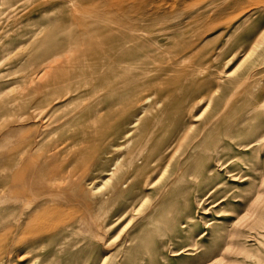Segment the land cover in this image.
<instances>
[{
	"label": "rangeland",
	"instance_id": "374dc122",
	"mask_svg": "<svg viewBox=\"0 0 264 264\" xmlns=\"http://www.w3.org/2000/svg\"><path fill=\"white\" fill-rule=\"evenodd\" d=\"M262 35L264 0H0V264H264Z\"/></svg>",
	"mask_w": 264,
	"mask_h": 264
},
{
	"label": "bare ground",
	"instance_id": "6f19581e",
	"mask_svg": "<svg viewBox=\"0 0 264 264\" xmlns=\"http://www.w3.org/2000/svg\"><path fill=\"white\" fill-rule=\"evenodd\" d=\"M264 39V35L261 36L260 38V42L259 43H255L253 49L247 53V57L250 56L252 54L253 51H255L258 47H260L259 44H261V42L263 41ZM1 41V40H0ZM1 46V45H0ZM61 54V50L60 49H53V52L52 51H49V54L46 56V62L44 63V67H47L48 69L51 67V65L53 63H62L63 61L62 60H59L58 58L55 59L54 55H59ZM28 56V52L26 53V57ZM25 57V55H24ZM23 57V59H25ZM246 57V58H247ZM236 69H239V68H236ZM236 69L235 70H232L234 71L233 73L235 74L236 72ZM232 73V72H231ZM230 73V75H231ZM229 74V73H228ZM248 76V73L245 75V77ZM242 84V83H241ZM31 116L28 117V116H20L19 117V120L20 122L23 121L24 119L27 118H41V115H42V112H38L37 113V108L34 107V109L32 108L31 110ZM38 135H41L40 133H37L35 135L34 138H36ZM264 138V137H263ZM242 148V147H241ZM30 154H28V158H29ZM27 158V159H28ZM132 159V158H131ZM128 161V160H127ZM131 161V160H130ZM129 161V162H130ZM167 167V166H166ZM29 169V161L25 162V164L23 165L22 167V170H21V175L23 177V181L24 183H26L28 185L29 188L27 189H23L21 191H15L13 189L12 193L9 194L8 193V198H5L3 201L5 202V204H8L6 206L5 209H2V210H7L9 209L10 210V213H9V217L12 218V222H11V230L14 229V231H18L19 232V236L23 235L25 236L26 238H23L24 240H26V242H28V240H32V238L36 237L37 235H40L41 232H45V230H47L48 226H50V224L52 223H47L48 222V218H44L42 216V214H40L43 210L45 209H42V204H43V201L44 199H47V198H44L42 199L41 198V195L44 194L45 191H47L48 189H50V186L47 185L45 186L44 184H41V183H35L33 181H27L26 178H27V171ZM20 171V170H19ZM60 171L59 170H56L54 173H51V176L49 177V179H52V177L55 175H59ZM114 173V172H113ZM111 174V173H110ZM115 174V173H114ZM20 175V176H21ZM60 175H62L60 173ZM13 176V175H12ZM15 176V174H14ZM63 176V175H62ZM111 176V175H110ZM70 174H68L67 176H63V179H70ZM17 180L14 179L13 177H11L10 179V184L7 188H3V190L1 191L0 195H3L5 196V193L7 194L6 191L10 190L11 186L13 184H15L14 182ZM65 180V181H66ZM71 182L69 186V188H71L72 186H74L75 184L78 185V183L76 182V180L72 179V180H69ZM64 182V181H63ZM108 182V179H106L105 181H103V184L102 185H105L107 184ZM23 183V182H22ZM54 185V183H52ZM57 184V183H56ZM25 185V184H24ZM75 185V186H76ZM101 185V186H102ZM100 186V187H101ZM25 187V186H24ZM52 187V186H51ZM56 187V186H55ZM62 187H63V184H62ZM100 187H97V189H95V192L100 188ZM53 188V187H52ZM58 187H56L57 189ZM60 188V186H59ZM67 188V189H69ZM77 188V187H76ZM63 190V189H62ZM49 191V190H48ZM65 193V192H64ZM39 198V199H37ZM52 200V199H51ZM8 201V203L6 202ZM47 201V200H46ZM203 201V200H202ZM262 204H260L261 207H264V199H261L260 200ZM52 202V201H51ZM2 203V202H1ZM50 203V202H49ZM48 203V204H49ZM252 203V202H251ZM250 203V204H251ZM3 204V205H5ZM58 207V206H57ZM250 207V205H249ZM63 208V207H62ZM54 209V207H53ZM61 209V207H60ZM59 209V210H60ZM58 208H57V211H59ZM65 211V209H63ZM248 210V209H247ZM246 210V211H247ZM56 211V209H55ZM249 212V211H248ZM245 214V213H244ZM251 214L248 216V218H244L243 219V222L245 223L246 226H248L249 228L252 227V225H254L256 223V219L255 218H251ZM254 216V215H253ZM73 217V216H72ZM3 218V216H2ZM2 218H0V221L2 220ZM70 218V217H69ZM68 218V219H69ZM239 219V218H238ZM60 221V220H59ZM67 222V221H66ZM70 223V222H69ZM2 224V223H0ZM6 224V223H5ZM67 224V223H66ZM52 225V224H51ZM65 225V224H64ZM54 228V227H52ZM13 233V232H12ZM46 233V232H45ZM15 234V233H14ZM235 235V233L233 234ZM48 236V235H47ZM20 239V238H19ZM38 239V238H37ZM16 240V239H15ZM36 240V239H35ZM18 241V239H17ZM25 242V243H26ZM23 244V243H22ZM231 245V244H229ZM233 246V244L231 245ZM4 247V246H3ZM17 247V246H16ZM229 247V246H228ZM4 249V248H3ZM21 254V253H20ZM223 261V259H222ZM221 260L218 261V263H214V264H231L229 263L228 261H226L225 263L222 262Z\"/></svg>",
	"mask_w": 264,
	"mask_h": 264
}]
</instances>
